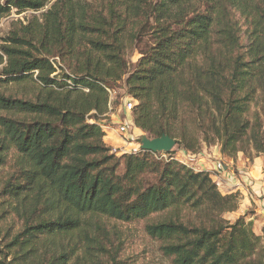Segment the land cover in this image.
<instances>
[{
    "label": "trees",
    "instance_id": "1",
    "mask_svg": "<svg viewBox=\"0 0 264 264\" xmlns=\"http://www.w3.org/2000/svg\"><path fill=\"white\" fill-rule=\"evenodd\" d=\"M50 1L0 0V20ZM32 15L0 43V264H135L107 219L143 222L171 264H264V227L224 217L238 192L147 150L117 155L99 125L123 85L150 138L264 152V0H53Z\"/></svg>",
    "mask_w": 264,
    "mask_h": 264
},
{
    "label": "rangeland",
    "instance_id": "2",
    "mask_svg": "<svg viewBox=\"0 0 264 264\" xmlns=\"http://www.w3.org/2000/svg\"><path fill=\"white\" fill-rule=\"evenodd\" d=\"M53 0H51L46 6H44V8H42L41 10H38L36 13L34 12H21V13H17L15 9H13L9 15L4 16L3 18H1L0 20V43L2 38H4L7 34L8 31L10 29L11 23L13 21H16L20 18H23V20L26 19H30L31 15L34 14L38 17H40V12L46 10V8L50 5V3ZM33 16V15H32ZM151 44V40L146 38H143L142 41L136 46V48H134L133 50L129 51L127 53L126 59L129 63V68L131 69L133 67V65L136 63V61L140 58L141 56V51L143 49H146L150 46ZM118 83H122L121 81ZM118 103V104H117ZM260 103L258 104L257 109H260ZM113 107V111L117 112L118 115H120V118H123L122 116H124L123 114V105L120 104L119 102H114ZM256 108V107H255ZM120 109V111H118ZM131 115L128 116V120H131L133 123V118L131 117ZM135 126V125H134ZM145 133H143L142 131H140L138 128H135L132 132H131V136H133V138L138 135H143ZM105 135V134H104ZM146 135V134H145ZM117 139L118 141L121 140V137L119 135H117L114 132H109L108 134H106L103 137V141L106 143H111L113 140ZM138 141V140H136ZM120 142V141H119ZM135 142V140H134ZM108 145V144H107ZM110 146V145H108ZM130 147H135V144H130ZM179 148V147H178ZM177 149V145H175L173 147V151L175 153V150ZM185 150V149H183ZM170 151V152H171ZM186 151V150H185ZM219 144L214 143V144H210V145H206L204 142L200 143L199 146V152L197 154L198 155V162L200 163L199 166L202 168L201 165V161L202 158L204 157V154H209L210 156H213L212 160L216 161L217 163H219ZM119 155V154H117ZM242 155V153H238L237 156ZM260 155H264V152L259 153L258 155L252 156L251 159H248L246 156H243L244 159H246L249 163H252V161L255 158H258V156ZM215 157V158H214ZM195 161V160H194ZM193 161V162H194ZM195 163H197L195 161ZM217 170L219 171V169L221 170V167L217 166ZM122 165L119 167V171H122ZM148 181H152L155 182L154 178H148ZM239 205H240V200H239ZM242 215V210L240 208V206L238 207L237 211L235 212H231V213H227L224 215V217L230 221H234L238 216ZM249 218V216H248ZM107 222L109 224V229L110 230H116L119 232V234H121V239L124 242V247H123V253L125 257H130V260L132 261V263L135 264H171L170 259H168L166 256H164L160 249H159V242L156 240L151 239L144 231L143 228V222H132V223H118L117 221H112L107 219ZM256 224V223H255ZM259 225H255V230L258 231L259 230ZM8 260V259H7Z\"/></svg>",
    "mask_w": 264,
    "mask_h": 264
},
{
    "label": "crops",
    "instance_id": "3",
    "mask_svg": "<svg viewBox=\"0 0 264 264\" xmlns=\"http://www.w3.org/2000/svg\"><path fill=\"white\" fill-rule=\"evenodd\" d=\"M117 139L106 144L111 147L123 146V142ZM218 153L221 155L220 151ZM203 156L202 169L212 174L213 180L222 193L238 192L240 194L239 206L242 214L248 212L247 216L254 222V227L256 224L260 226L258 230L260 231L264 227V155L258 156L252 163H249L242 155L237 156L234 161L226 160L221 155L219 163L213 161V156L209 154ZM193 159L198 162L196 158ZM216 164L221 167V170H217Z\"/></svg>",
    "mask_w": 264,
    "mask_h": 264
},
{
    "label": "built area",
    "instance_id": "4",
    "mask_svg": "<svg viewBox=\"0 0 264 264\" xmlns=\"http://www.w3.org/2000/svg\"><path fill=\"white\" fill-rule=\"evenodd\" d=\"M27 13L37 11L27 10ZM23 20V18H20ZM109 94V100L107 104V112L105 113V119L99 122L100 127L102 128L104 134H108L109 132H114L121 137V141L123 142V146L121 147H112V151L116 154H123V153H133L140 149V141L139 138L141 135L137 137L131 136V132L136 128L134 123L131 120H128V116L132 113V108L136 103V100L131 97L127 92L123 85L117 86L115 88H107L106 89ZM119 102L123 105V118H120L117 112H114L113 105L114 102ZM118 104V103H117ZM120 111V109L118 110ZM132 117V116H131ZM104 135V136H105ZM135 140V142H134ZM138 140V141H136ZM130 144H135V147H130ZM173 149V148H172ZM171 149V150H172ZM170 150V151H171ZM152 152L154 158L158 160H177L181 163L187 164L188 166L192 167L194 170H203L199 166V162L195 163L193 158H198L199 154H192L188 151L183 150L182 148H178L174 152ZM194 161V162H193Z\"/></svg>",
    "mask_w": 264,
    "mask_h": 264
},
{
    "label": "water",
    "instance_id": "5",
    "mask_svg": "<svg viewBox=\"0 0 264 264\" xmlns=\"http://www.w3.org/2000/svg\"><path fill=\"white\" fill-rule=\"evenodd\" d=\"M139 141L140 149L150 152H168L176 145V141L165 134L155 138L143 134L140 136Z\"/></svg>",
    "mask_w": 264,
    "mask_h": 264
}]
</instances>
